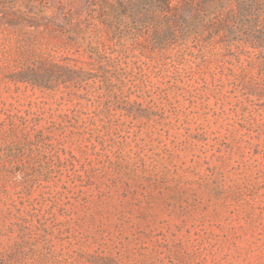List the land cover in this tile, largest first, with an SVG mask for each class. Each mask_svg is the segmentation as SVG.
I'll use <instances>...</instances> for the list:
<instances>
[{
  "label": "rangeland",
  "instance_id": "1",
  "mask_svg": "<svg viewBox=\"0 0 264 264\" xmlns=\"http://www.w3.org/2000/svg\"><path fill=\"white\" fill-rule=\"evenodd\" d=\"M170 2L0 0V264H264V0Z\"/></svg>",
  "mask_w": 264,
  "mask_h": 264
},
{
  "label": "trees",
  "instance_id": "2",
  "mask_svg": "<svg viewBox=\"0 0 264 264\" xmlns=\"http://www.w3.org/2000/svg\"><path fill=\"white\" fill-rule=\"evenodd\" d=\"M159 4L162 5L161 7V12H166L169 13L171 12L173 9L171 7V2L170 0H158ZM91 6L96 7L94 10H92L90 12V25H92L94 28L97 26L96 24H93L94 19H98L100 22L104 23V20L108 17L107 21L110 25V28H112L114 26V24L116 23V21L114 20V18H111V13H115L116 12V8H121V6L117 7L116 5H106V4H92ZM100 9H102L103 14L100 13ZM61 10H65L67 11V9L64 7ZM95 14H97L98 16H96ZM69 18L71 16V14H68ZM1 23H6L9 27H17L22 23H28V25L30 27H34L36 30L44 27L47 29H59L62 32H66L67 31V27L68 26H60L57 24V22L54 19H50L44 16H38L37 15L33 18H29V19H16V18H11V19H5L3 21H0ZM73 25V23H72ZM75 28V27H74ZM122 39V37L120 36L118 38V40L120 41Z\"/></svg>",
  "mask_w": 264,
  "mask_h": 264
}]
</instances>
